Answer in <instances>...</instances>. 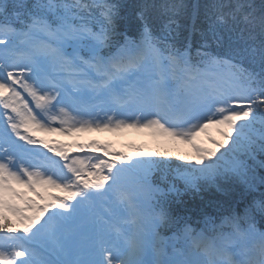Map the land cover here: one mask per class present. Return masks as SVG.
Listing matches in <instances>:
<instances>
[{
  "label": "snow or ice",
  "instance_id": "6c2138e0",
  "mask_svg": "<svg viewBox=\"0 0 264 264\" xmlns=\"http://www.w3.org/2000/svg\"><path fill=\"white\" fill-rule=\"evenodd\" d=\"M127 7L120 0H0V264H264V231L256 227L257 218L264 222V193L241 212L229 205L218 225L206 218L200 231L179 207L186 194L226 192L233 180L249 190L257 180L264 185L248 163L264 155V4L214 0L194 51L172 35L182 3L145 0L125 16ZM125 20L135 37L121 30ZM209 124L229 129L224 144L213 141L216 150L196 143ZM123 128L191 144L196 159L173 163L170 152L137 149L145 158L116 166L103 158L108 144L76 145L103 156H70L68 145L34 138L35 131ZM38 144L47 152L29 147ZM133 170L135 192L121 188ZM38 188L74 190L41 205ZM109 194L115 206L97 211L95 201ZM49 207L59 211L45 219ZM162 227L177 228L187 248L164 253Z\"/></svg>",
  "mask_w": 264,
  "mask_h": 264
},
{
  "label": "trees",
  "instance_id": "16d2710c",
  "mask_svg": "<svg viewBox=\"0 0 264 264\" xmlns=\"http://www.w3.org/2000/svg\"><path fill=\"white\" fill-rule=\"evenodd\" d=\"M122 4L128 7L124 15L127 16L133 12V6L142 4L145 0H120ZM152 2V0H148ZM176 3H182L184 9L182 13L176 17L179 28L173 32L178 46L180 44H192L193 51L200 42V31L206 27L205 12L214 0H174ZM259 8L264 4V0H253ZM163 22H158L156 35H161L160 29ZM121 30L127 31L130 36L137 35L135 28H130L127 21L121 22ZM258 70V69H257ZM219 154V153H218ZM173 163H177L176 156L173 154L169 159ZM264 161V155H257L256 161L249 160L248 163L255 169L257 178L264 177V168L260 167L259 162ZM179 162V161H178ZM182 163V161H181ZM182 186V185H180ZM226 192H218L214 187L205 188L199 194H186L182 198L180 215L188 222H192L195 226H200V221L206 217L221 218L231 205L237 212H241L243 206L250 202L253 198H259L264 193V185H260L257 180L255 190H249L238 179L225 183ZM257 222L264 226V222L257 218ZM175 227H162V233H169L175 230Z\"/></svg>",
  "mask_w": 264,
  "mask_h": 264
},
{
  "label": "rangeland",
  "instance_id": "374dc122",
  "mask_svg": "<svg viewBox=\"0 0 264 264\" xmlns=\"http://www.w3.org/2000/svg\"><path fill=\"white\" fill-rule=\"evenodd\" d=\"M100 116H101V118H103L104 113L101 112ZM238 123H243V121H239ZM218 125L222 126L223 124H217V126ZM53 126L57 127L58 125L54 124ZM257 127H259V125H257ZM40 132H42L41 134L45 133L44 138H41L42 136H41V134H39ZM72 133H77V132L64 133V132H59V131H57V132L35 131L34 138L37 140H43V141H45L51 145L50 142H52V141L65 142L64 139L58 140V135H62V136L69 135V136H64L65 139H68V138H72V136H71ZM49 134H53V135H49ZM82 134H87V135L93 137V139H101L102 143H100V144L110 145V148L108 151L111 155L114 154V157L118 156L116 154H120V151L118 150V149H120V146H118V143L120 142L122 147H124V145H129L131 147L129 149V150H131L130 156L134 160H137V158L140 155L138 154V152L133 153V148L140 147V150L142 152L148 153V152H152L153 149H155V147H157L159 144H162L165 147L171 149L178 156H183V157L187 158L188 160H195L196 159V153L192 149L191 144H188V143H185L183 141L176 140V139H173V138L168 137L166 135H163L154 129H149V128H123L120 130H112V131L104 130V131H98V132L94 130V131H82ZM232 135H235V133L232 132ZM218 136H220V135H218ZM220 138L221 139H220L219 143L224 144L225 143V136L224 137L220 136ZM82 140H85V139L82 137ZM95 141L99 142V140H95ZM90 142H92V141H90ZM227 143L230 145L231 142L228 141ZM199 145L201 147L211 149V150L217 149V144L214 146H209V145L203 144L201 142V143H199ZM29 147H38L42 151L46 152V150L43 148V146L39 145V144L35 145V146L29 145ZM77 151H78V149L72 151L69 155L75 156ZM219 151H223V149H219ZM97 154L99 155L98 152H97ZM128 164H131V163H130L128 156H127L126 160L124 162H122V164H117V166L128 165ZM103 174L107 175V171L105 170V172ZM89 179L92 181L91 178H89ZM92 182H98V180H93ZM109 182L111 183V180L107 181V184H109ZM121 182H122L121 183L122 189L134 191V192L138 191V188H139V186H138V175L134 170L125 172L122 175ZM107 184L105 186H107ZM37 190L41 191L45 196L44 200H38L37 199V203H39L41 205H43L45 203L51 205L53 203L51 197H67L70 195L69 190L64 191V190H60V189H56V188H47L46 190L43 188H38ZM27 194L29 197L36 199V197H34V195L31 191H29ZM76 199H79V197H76ZM76 199L69 200L68 203H75ZM115 202H116L115 201V195L109 194V196H107V197L97 199L95 201V206H96L97 211H99L101 213H105L107 210L112 209L115 206ZM53 211H59V209L49 207L48 211L44 214L43 218L46 219L47 215ZM28 214H32V213L29 212ZM124 217H127V212L123 213V215L121 217V223L123 222ZM206 218H211V220H212V217H206ZM206 218L203 219L204 225H205ZM42 222H43V219L41 220V223ZM219 223H215V224L218 225ZM17 226L20 227L19 225H17ZM125 227H128V226L125 225ZM225 232H227V231H225ZM160 237H161L163 251H164V253H166L168 255L173 254L174 249L179 251V248L177 247L178 244L184 243V241H185L187 243V246H188V244L190 243V241H186L182 236L177 235L176 233L171 235V236H164V237L160 236ZM163 243H167V245H170L167 248V252H166V248L163 245Z\"/></svg>",
  "mask_w": 264,
  "mask_h": 264
},
{
  "label": "bare ground",
  "instance_id": "6f19581e",
  "mask_svg": "<svg viewBox=\"0 0 264 264\" xmlns=\"http://www.w3.org/2000/svg\"><path fill=\"white\" fill-rule=\"evenodd\" d=\"M238 122L239 121H237V123ZM226 132H229L227 125L217 126V124H209V126L203 132L199 133L196 138V143L203 142L208 145H214L215 143H213V141L219 142V137L217 136V133H219L221 137H224V134Z\"/></svg>",
  "mask_w": 264,
  "mask_h": 264
}]
</instances>
